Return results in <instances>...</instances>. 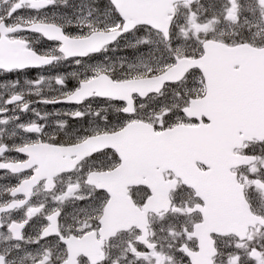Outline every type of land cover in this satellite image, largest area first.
I'll list each match as a JSON object with an SVG mask.
<instances>
[{
	"label": "snow or ice",
	"instance_id": "6c2138e0",
	"mask_svg": "<svg viewBox=\"0 0 264 264\" xmlns=\"http://www.w3.org/2000/svg\"><path fill=\"white\" fill-rule=\"evenodd\" d=\"M210 9L0 0V264H264V0Z\"/></svg>",
	"mask_w": 264,
	"mask_h": 264
},
{
	"label": "flooded vegetation",
	"instance_id": "af4514ba",
	"mask_svg": "<svg viewBox=\"0 0 264 264\" xmlns=\"http://www.w3.org/2000/svg\"><path fill=\"white\" fill-rule=\"evenodd\" d=\"M73 2H76L79 5H81L84 13L87 12V6H88L90 0H69V5H71ZM201 3L204 5L205 8L210 9V6H214L218 10L220 8L221 0H201ZM181 12H183V9H181ZM204 15L210 16L211 15V9L208 12H205ZM245 15H248V14L245 13ZM249 19L251 20V17H249ZM249 27H250V25L244 24L243 20H241L239 25H235V26H229V25L223 24V23L220 24L218 26L217 32L218 33L224 32L225 38H231V39L239 40L241 38V36L249 35V31H248ZM262 27H264V26H262ZM252 31L253 32H256V31L259 32V35L257 36V42L258 43L264 42V30H261L260 28H253ZM233 33H235V35H232ZM116 51L110 50V51L104 53L103 55L109 58L107 61V65L110 69H112L114 72H122L125 69L121 67V61H120L119 65H117L116 60H117L118 54L116 53ZM120 52H123V50H120ZM111 55H112V57H111ZM69 80H73V78H70ZM41 87H42L43 94H45V95L55 94V91L50 89L47 82ZM3 91H8V90L7 89H0V92H3ZM61 107H69V106H61ZM94 107H95L94 109H96V106H94ZM50 110H51L50 108L49 109L41 108V111H50ZM57 119H67V117H64V116H61V117L51 116V117H49V124H50L49 131L56 132L54 122ZM5 134H7V133H5ZM73 207H75V205H69V208H68L69 212L72 211ZM25 264H31V262L25 261Z\"/></svg>",
	"mask_w": 264,
	"mask_h": 264
},
{
	"label": "water",
	"instance_id": "95a60500",
	"mask_svg": "<svg viewBox=\"0 0 264 264\" xmlns=\"http://www.w3.org/2000/svg\"><path fill=\"white\" fill-rule=\"evenodd\" d=\"M194 115L197 113H193ZM142 131L138 129V133ZM134 156V167L131 168L125 176L121 178L122 183H138V173L144 168L145 165V143L141 135L135 136L130 145ZM123 197V193H122Z\"/></svg>",
	"mask_w": 264,
	"mask_h": 264
},
{
	"label": "rangeland",
	"instance_id": "374dc122",
	"mask_svg": "<svg viewBox=\"0 0 264 264\" xmlns=\"http://www.w3.org/2000/svg\"><path fill=\"white\" fill-rule=\"evenodd\" d=\"M120 50H123V52H120ZM128 50L130 52H128ZM116 53L118 54L117 60H116L117 65H119V63L121 61V58L127 57V58L131 59L133 57V55H134L133 50H131V49H125L123 47V44H121L119 47H117ZM111 57H112V55H111ZM58 71L64 72L66 74H69V79L70 78H73V80H74L75 77H72L71 76V73L73 71H76L78 75H83V73L86 71V69L84 67H78V68H75V69L74 68H71V67H68V68L58 69ZM119 73H121V72H118L117 74H119ZM47 83H48V86L50 87V89H52L53 91H55V89H56L55 82L54 81H49ZM94 106H96V105H93V111L95 110L94 109L95 108Z\"/></svg>",
	"mask_w": 264,
	"mask_h": 264
},
{
	"label": "trees",
	"instance_id": "16d2710c",
	"mask_svg": "<svg viewBox=\"0 0 264 264\" xmlns=\"http://www.w3.org/2000/svg\"><path fill=\"white\" fill-rule=\"evenodd\" d=\"M155 37V36H154ZM154 37L152 38V39H154ZM128 52H130L129 50H128ZM137 70H139V69H137Z\"/></svg>",
	"mask_w": 264,
	"mask_h": 264
}]
</instances>
